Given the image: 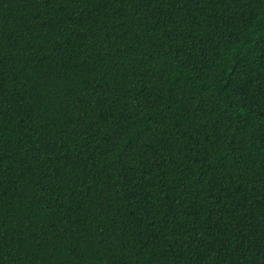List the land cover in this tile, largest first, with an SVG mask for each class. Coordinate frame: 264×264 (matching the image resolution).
I'll return each mask as SVG.
<instances>
[{
  "label": "trees",
  "instance_id": "trees-1",
  "mask_svg": "<svg viewBox=\"0 0 264 264\" xmlns=\"http://www.w3.org/2000/svg\"><path fill=\"white\" fill-rule=\"evenodd\" d=\"M0 264H264V0H0Z\"/></svg>",
  "mask_w": 264,
  "mask_h": 264
}]
</instances>
